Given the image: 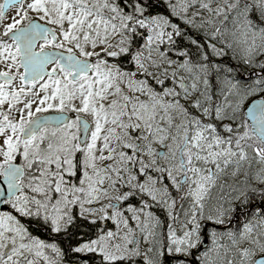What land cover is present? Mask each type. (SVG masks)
<instances>
[{
    "label": "snow or ice",
    "instance_id": "snow-or-ice-1",
    "mask_svg": "<svg viewBox=\"0 0 264 264\" xmlns=\"http://www.w3.org/2000/svg\"><path fill=\"white\" fill-rule=\"evenodd\" d=\"M0 264H264V0L0 3Z\"/></svg>",
    "mask_w": 264,
    "mask_h": 264
},
{
    "label": "flooded vegetation",
    "instance_id": "flooded-vegetation-1",
    "mask_svg": "<svg viewBox=\"0 0 264 264\" xmlns=\"http://www.w3.org/2000/svg\"><path fill=\"white\" fill-rule=\"evenodd\" d=\"M4 2V0H0V3H3ZM9 14H11V10H9Z\"/></svg>",
    "mask_w": 264,
    "mask_h": 264
}]
</instances>
